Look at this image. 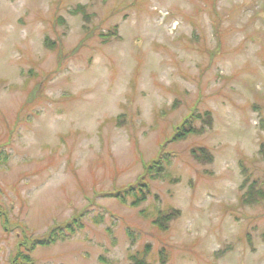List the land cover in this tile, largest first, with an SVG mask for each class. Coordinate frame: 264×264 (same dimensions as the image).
<instances>
[{"label":"rangeland","instance_id":"1","mask_svg":"<svg viewBox=\"0 0 264 264\" xmlns=\"http://www.w3.org/2000/svg\"><path fill=\"white\" fill-rule=\"evenodd\" d=\"M205 110L211 129L171 142ZM262 142L264 0H0V264L78 215L29 263L264 264V200L240 202Z\"/></svg>","mask_w":264,"mask_h":264},{"label":"trees","instance_id":"2","mask_svg":"<svg viewBox=\"0 0 264 264\" xmlns=\"http://www.w3.org/2000/svg\"><path fill=\"white\" fill-rule=\"evenodd\" d=\"M210 14L215 16L217 13H215L214 10L212 9ZM85 20H87L86 17H85ZM219 26H220V23L218 24V27L214 26V29H215L214 32H215L217 47L220 48L222 41H221V37L219 34ZM116 35H117V26L113 27L110 31H108L107 34L102 33L100 37H102L103 42H107V40L110 41L112 38L116 39ZM45 46L52 51H56L55 48H57L56 45L52 41H49V40H48V43L45 42ZM173 108L175 107L173 106ZM211 128H212V112L210 110H205L203 113L193 112L189 114L186 118H184V120H182V122L175 128L171 142L182 141L194 135L201 136L207 130ZM208 152L210 153L209 149L206 146H203L200 148H194L190 152V154H191V157L195 161H198L199 163H204L203 161L205 162L211 161L210 155L208 154ZM258 153L264 158V142L260 144ZM160 162H161V159L152 161L149 165H147V168H146L147 172L151 174L153 165L160 164ZM241 165H242V168H244V170L242 169L243 181L240 186V190L243 193H242V196L240 197V202L243 205L250 206V205L263 201L264 200V188L258 186L257 184H255V182H252L251 180H250L251 182L248 181V179L250 178L248 173L250 172L246 167H244L243 163H241ZM154 178L155 176L151 174V179H154ZM138 183L143 184V185L138 184V186L135 188L136 190L133 193L134 195H132V197H134L135 200L133 201L132 206L133 204H136V203L138 204L139 198L141 201H143L146 197L144 188H146L148 184L144 183L143 181H138ZM133 189L134 188H130L128 191L124 192V194H129L131 191H133ZM179 215H180V211L178 210H170L165 213H160L158 217H156L153 220L152 225L156 226L160 231H165L168 229V225L172 221L177 219ZM80 218L81 216L78 215L76 217H73V219L69 221L68 223L62 224L60 226L55 225L48 231V233L44 237L40 239L27 241L26 236H24L23 238L22 236H20L22 240L20 241L19 240L20 238L18 239L19 243L16 246L14 256L10 260V264H31L29 263V253H31L32 251H35L37 248L45 249V248L53 246L55 243L59 241V239L63 238L61 236L62 230L67 229V227L70 225L72 226L77 225L78 222L80 221ZM0 220H2L5 227L8 228L7 225L9 224V220H6V216L2 212L1 206H0ZM17 236H19V234ZM130 259L133 262V264H147L145 263V258H136L135 256H133V258H130Z\"/></svg>","mask_w":264,"mask_h":264}]
</instances>
